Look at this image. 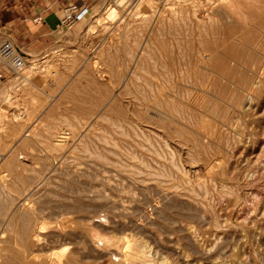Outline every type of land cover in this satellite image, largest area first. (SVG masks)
<instances>
[{
  "label": "rangeland",
  "instance_id": "1",
  "mask_svg": "<svg viewBox=\"0 0 264 264\" xmlns=\"http://www.w3.org/2000/svg\"><path fill=\"white\" fill-rule=\"evenodd\" d=\"M111 1L93 3L86 19L70 30L63 27L60 20V35L47 47L35 50L23 45L30 60L35 62V69L27 65L20 77L12 76L7 82H0V138L4 141L12 135L11 129L18 130L15 135L18 137L10 139L11 143L5 149L0 142V154L6 158L15 147L19 149L27 144L20 162L30 163L25 170H17L16 175H21L19 178L0 167V180L5 183V188H9V193H13L10 196L17 198L18 193L14 192L20 191L19 198L10 204L6 213L12 215L15 207L21 208L22 204L25 211L35 208L36 215L42 216L37 230H42L40 234L45 237L41 238L39 234L38 238L43 242L28 247L25 252L28 258L23 259L19 254L23 244L1 225L3 218L0 217V237L3 239V242L0 240L3 253L0 252V262L29 264L33 260L39 263L52 257L51 253L58 251V255H63L65 251L63 253L62 249H67L66 253L75 249L83 264H106V261L110 264L119 258L122 261L128 252L137 251L141 256V253H147L152 259L149 261L147 254L146 259L153 264L154 258L160 264H264V0H147L145 6L144 0L139 6L136 4L139 0H123L119 7ZM108 8H114V15L109 14ZM202 55L207 58L203 59ZM52 63L57 67L49 66ZM194 63L199 64L194 68ZM52 69L57 73L54 78ZM61 76L62 80H59ZM203 76L209 78L201 79ZM252 80L262 82V85L260 83L256 88L251 85ZM169 81L173 87L167 85ZM148 85L154 88L149 89ZM159 86L163 92L167 88L165 94L168 93L172 101H178L177 106H183V111H179L182 115L174 119V126L179 125L180 133L175 134L176 139L156 128L148 114L152 113ZM149 90H155L154 99ZM181 91L192 93H188L191 95L188 101V94ZM240 92L246 93H241L243 96L249 95L252 101L246 111L248 118L234 102L236 93L238 96ZM140 97H144L146 103L143 100L141 104ZM215 100H219L217 105ZM206 107L208 111L213 109L210 114ZM146 109L148 112H144ZM199 117L205 120L200 118L199 121ZM181 119L189 122L186 121V125ZM195 122L210 124L209 127L203 125L204 130ZM207 129L209 133L206 135L203 131ZM63 131H69L68 140L61 143V150L51 151L50 145ZM83 144H86L84 149ZM98 152L102 157L97 156ZM95 154L97 158L93 156ZM165 167L171 171L163 169ZM99 189L104 193L101 190L97 193ZM76 191L81 194H75ZM0 204L4 206V203ZM58 206H63L66 213ZM70 206H82L86 211L74 214L67 211ZM99 214L105 217H99ZM46 216L50 218L46 219ZM75 218H78L76 222L73 221ZM85 224H91L92 235H97L94 238L99 242L93 245L94 251L88 255H82L79 250L84 242L80 228ZM22 225L19 222L15 230H22ZM104 235L108 239H103ZM114 235L119 238L115 236L113 240ZM121 236L123 246L119 244ZM105 238L112 243L109 251L102 249ZM109 238L115 241V247ZM134 239L142 242L135 245ZM143 242L147 248L143 247ZM135 247L139 250L134 251ZM3 249H7L5 257ZM107 252L115 253L110 256ZM137 255L134 261H139L140 255Z\"/></svg>",
  "mask_w": 264,
  "mask_h": 264
},
{
  "label": "bare ground",
  "instance_id": "2",
  "mask_svg": "<svg viewBox=\"0 0 264 264\" xmlns=\"http://www.w3.org/2000/svg\"><path fill=\"white\" fill-rule=\"evenodd\" d=\"M143 0H139L138 1V3H136L137 5L140 3V2H142ZM122 2H123V0H112L111 1V3H113L115 6L117 5H119V4H122ZM126 2V1H125ZM147 0H144V5L143 6H145L146 4H147ZM139 6V5H138ZM142 6V5H141ZM119 7V6H118ZM121 7H122V5H121ZM224 8V7H223ZM235 8V7H234ZM139 9V8H138ZM225 9H227V8H225ZM108 10L110 11V13L109 14H113L114 15V13L113 12H115L114 11V8L112 9V8H108ZM108 10H107V12H108ZM106 12V11H105ZM116 14V13H115ZM137 14V13H136ZM232 14H233V12H232ZM232 14H230V15H232ZM233 16H235V15H233ZM234 19H235V17H234ZM96 22V21H95ZM94 22V23H95ZM227 23V22H226ZM204 27V26H203ZM229 29V28H228ZM149 34V33H148ZM235 37V36H234ZM146 39V38H145ZM260 40V39H259ZM145 42V41H144ZM163 43V42H162ZM146 44H147V42H146ZM201 44V43H200ZM141 45V44H140ZM143 45H144V43H143ZM142 45V46H143ZM139 46V45H138ZM141 46V47H142ZM162 46V45H161ZM139 48V47H138ZM137 48V50H139ZM161 49H162V47H160ZM142 49H143V47H142ZM163 50H164V48H163ZM141 51V50H140ZM144 51V50H143ZM198 51V50H197ZM202 52H203V50H201ZM136 53V52H135ZM138 53H139V51H138ZM199 53V56H200V52H198ZM212 53V52H211ZM217 53V52H216ZM135 55H137V53L135 54ZM134 55V56H135ZM140 55H141V52H140ZM204 55V54H203ZM202 55V56H203ZM133 56V55H132ZM131 56V57H132ZM138 56V55H137ZM136 56V57H137ZM195 56H196V54H195ZM211 56V55H210ZM262 56V55H261ZM130 57V58H131ZM140 57V56H139ZM197 57V56H196ZM206 57V56H205ZM205 57L203 56L202 58L203 59H205ZM258 57V56H257ZM198 58V57H197ZM201 58V57H200ZM207 58V57H206ZM222 58V57H221ZM220 58V59H221ZM224 58V57H223ZM87 59H88V57H87ZM86 59V60H87ZM132 59H135V57H132ZM193 59V58H192ZM258 59H261V58H258ZM53 60V59H52ZM83 60V59H82ZM162 60V59H161ZM198 60V59H197ZM199 60H201V59H199ZM224 60V59H223ZM53 61H55V60H53ZM85 61V60H84ZM132 61V60H131ZM141 61V60H140ZM173 61V60H172ZM196 61V60H195ZM204 61V60H203ZM209 61V60H208ZM87 62V61H86ZM135 62H137L136 60H135ZM85 63V62H84ZM89 63H90V61H89ZM143 63V62H142ZM175 62H171L170 64L171 65H173ZM33 64H35V62L33 63L32 62V60H30L29 59V63L27 64V65H31L30 66V68H34V65ZM58 64V63H57ZM86 64V63H85ZM132 64V63H131ZM138 64V63H137ZM195 64V63H194ZM199 64V63H198ZM197 64V65H198ZM202 64H203V66H204V64L205 63H203L202 62ZM213 64V63H212ZM219 64V63H218ZM227 64V63H226ZM48 65V64H47ZM89 65H91V63L89 64ZM130 65V64H129ZM175 65V64H174ZM193 65V64H192ZM191 65V66H192ZM196 64L193 66L194 68H195V66H197ZM207 65V64H206ZM220 65H222V64H220ZM49 66H51V67H53V68H56L57 67V65L55 64V63H52L51 65H49ZM82 66V65H81ZM155 66V65H154ZM214 66H216V65H214ZM134 67V66H133ZM174 67V66H173ZM221 67V66H220ZM219 67V68H220ZM168 68V67H167ZM199 68V67H198ZM215 68V67H214ZM35 69V68H34ZM34 69H32V70H34ZM48 69V68H47ZM168 69H170V65H169V68ZM174 69H176L175 67H174ZM231 69V68H230ZM42 70V69H41ZM53 70V69H52ZM51 70V71H52ZM130 70H131V68H130ZM130 70H128V71H130ZM177 70V69H176ZM175 70V72H177ZM193 70V69H192ZM53 71H55V73L54 72H51V74L53 75V78H54V75L55 74H57L56 73V69L55 70H53ZM85 71V70H84ZM161 71V70H160ZM166 71V70H165ZM188 71V70H187ZM191 71V70H190ZM218 71V70H217ZM34 72H36V71H34ZM58 72V71H57ZM82 72V71H81ZM132 72V71H131ZM140 72H143V71H140ZM162 72V71H161ZM163 72H164V69H163ZM50 73V72H49ZM133 73V72H132ZM136 73V72H135ZM165 73V72H164ZM194 73V72H193ZM222 73V72H221ZM225 73V72H224ZM58 74H61V73H58ZM80 74V73H79ZM137 74V73H136ZM142 74H144V73H142ZM165 74H167V73H165ZM197 75H198V73H196ZM207 74V73H206ZM157 75H159V74H157ZM168 75V74H167ZM166 75V76H167ZM170 75V74H169ZM175 75V74H174ZM186 75V74H185ZM185 75H184V78H185ZM202 75V74H201ZM47 76V75H46ZM56 76V75H55ZM58 77H59V75H57ZM79 76V75H78ZM162 76V75H161ZM171 77H173V75H170ZM169 76V77H170ZM179 76H180V79H181V75L179 74ZM187 76H188V74H187ZM193 76V75H192ZM19 77H20V75H19ZM32 77V76H31ZM157 77V76H156ZM156 77H155V79H156ZM163 77H165V76H163ZM162 77V79L163 80H165V78H163ZM189 77V76H188ZM29 78V77H28ZM167 78H168V76H167ZM200 78V77H199ZM205 77L203 76V78L201 77V79H204ZM207 79L209 78V76H207L206 77ZM205 78V79H206ZM211 78V77H210ZM151 79V78H150ZM159 79V78H158ZM170 78H168L167 80H169ZM171 79H173V78H171ZM176 79H177V77H176ZM186 79V78H185ZM185 79H183V77H182V80L184 81ZM198 79V78H197ZM200 79V80H201ZM216 79V78H215ZM218 79V78H217ZM250 79V78H249ZM248 79V80H249ZM21 80H24V77H22L21 76ZM58 80V79H57ZM59 80H62V76H61V79L59 78ZM124 80V79H123ZM160 80V79H159ZM159 80H158V82L157 83H159ZM174 80V79H173ZM179 80V79H178ZM182 80H180L181 82H182ZM187 80V79H186ZM185 80V81H186ZM200 80H199V82H200ZM231 80V79H230ZM162 80H160V82H161ZM171 81V80H170ZM170 81L168 82V84L167 85H169V83H170ZM191 81V80H190ZM189 81V82H190ZM207 81V80H206ZM213 81V80H212ZM215 81V80H214ZM232 81V80H231ZM173 82V81H172ZM193 82V81H192ZM191 82V83H192ZM195 82V81H194ZM65 83V82H64ZM68 83V82H67ZM91 83V82H90ZM143 83V82H142ZM145 83H146V80H145ZM162 83V82H161ZM175 83V82H174ZM215 83V82H214ZM260 83H261V85H262V82H259V81H255V80H252L251 81V85H254L256 88L258 87L259 88V86H260ZM66 84V83H65ZM125 84V83H124ZM147 84V83H146ZM149 84V83H148ZM172 84V83H171ZM176 84V83H175ZM174 84V85H175ZM67 85V84H66ZM65 85V86H66ZM118 85V84H117ZM151 85V84H150ZM150 85H148V86H150ZM159 85V84H158ZM162 85V84H161ZM164 85V84H163ZM195 86H196V84H194ZM219 85H221V84H219ZM140 86V85H139ZM148 86H146V87H148ZM157 86V85H156ZM166 86V85H165ZM170 86V85H169ZM172 86V85H171ZM170 86V87H171ZM189 86H191V85H189ZM200 86V85H199ZM203 87L202 88H204V85H202ZM229 86V85H228ZM128 87V86H127ZM137 87V86H136ZM140 87H142V86H140ZM151 87V86H150ZM149 87V89H153L152 87L150 88ZM168 87V86H167ZM173 87V86H172ZM177 87H178V85H177ZM206 87H207V85H206ZM227 87V86H226ZM230 87V86H229ZM143 88V87H142ZM169 88V87H168ZM212 88V87H211ZM220 88V87H219ZM98 89V88H97ZM134 89V88H133ZM157 89H158V87H157ZM163 89H164V87H163ZM166 90H165V92L167 91V88H165ZM189 89V88H188ZM187 89V90H188ZM193 89H194V87H193ZM200 89V88H199ZM209 89V88H208ZM213 89H214V87H213ZM156 90V89H155ZM155 90H153V91H155ZM175 90V89H174ZM189 90H191V89H189ZM203 90V89H202ZM225 90V89H224ZM140 91H142V90H140ZM145 91V90H144ZM153 91L152 90H149V92H151V93H153ZM157 91V90H156ZM164 91V90H163ZM162 91V87H160L159 86V89H158V91H157V96H155V100H154V102H153V105L154 106H152V113L150 114V113H148L151 117H150V120H153V121H151L152 122V124H154L155 126H157L156 128H160L159 130H161L162 131V133L164 132L165 134H167V135H173V139H176L178 136H176L177 135V133H179V125H178V129L174 126L175 125V122H174V119H175V117H176V119H178L177 117H178V115L180 114V113H182V111H183V106L182 107H179V106H177L179 103H177V105L175 104L176 102H178V101H175L174 102V100L172 101V99L170 98V95H168V93H166L165 94V92H163ZM168 91H170L171 93L173 92V91H171V90H168ZM208 90L206 89V92H207ZM220 91H222V89H220ZM137 92V91H136ZM148 92V93H149ZM181 92H185V91H181ZM190 92V91H189ZM188 92V93H189ZM118 93V92H117ZM138 93H140V92H138ZM143 93V92H142ZM147 93V94H148ZM175 93H177V92H175ZM185 93H187V92H185ZM187 93V94H188ZM242 92H240L239 93V95L237 96V93H236V101H234V99H232L234 102H235V104H236V107H238L240 110H242V113L243 114H245V116H246V111L248 110V108H249V103L250 102H252L251 101V99H250V97H248V96H243L242 94H246V93H242ZM44 94V93H43ZM104 94V93H103ZM111 94V93H110ZM147 94H146V96H147ZM154 94H156V93H153V99H154ZM172 94H174V93H172ZM181 94V93H180ZM186 94V95H187ZM189 94H192V93H189ZM188 94V99H187V101L189 100V97L191 96V95H189ZM195 94V93H194ZM218 94V93H217ZM240 94L242 95V96H240ZM140 95H141V93H140ZM139 95V96H140ZM174 95H176V94H174ZM185 95V94H184ZM186 95H185V97H186ZM203 94H201V96H202ZM206 95V94H205ZM223 95V94H222ZM225 95V94H224ZM232 95V94H231ZM258 95V94H257ZM107 96V95H106ZM144 96V95H143ZM150 96V95H149ZM183 96V95H182ZM201 96H199V98L201 97ZM142 97V96H141ZM140 97V98H141ZM181 97V96H180ZM185 97H182V98H185ZM193 97V96H192ZM196 97V96H195ZM194 97V98H195ZM219 97H221V96H219ZM218 97V98H219ZM137 98V97H136ZM181 98V99H182ZM197 98V97H196ZM198 98V99H199ZM207 98V97H206ZM218 98H216V99H218ZM51 99V98H50ZM139 99V98H138ZM153 99H152V101H153ZM204 99V98H203ZM210 98H208V100H209ZM52 100V99H51ZM144 100V102L146 101L145 100V98L143 97V99L141 98V104H142V101ZM151 100V99H150ZM149 100V101H150ZM191 100H192V98H191ZM205 100H207V99H204V101ZM53 101V100H52ZM137 101V100H136ZM139 101H140V99H139ZM216 101V100H215ZM214 101V102H215ZM116 102V101H115ZM202 101H200L199 103H201ZM209 102H211V101H209ZM213 102V103H214ZM218 102H219V100H218ZM217 101H216V104L215 105H217V103H218ZM146 103V102H145ZM152 102L150 101V105H152L151 104ZM194 103V102H193ZM206 103V102H205ZM204 103V104H205ZM233 103V102H232ZM203 104V105H204ZM207 105H208V103H206ZM118 105V104H117ZM182 104H180V106H181ZM193 105V104H192ZM195 105H196V102H195ZM206 105V106H207ZM116 106V104L114 105V107ZM145 106V105H144ZM185 106H187V105H185ZM210 106V105H209ZM219 106V105H218ZM133 107V106H132ZM148 107V106H147ZM205 107V106H204ZM208 107V106H207ZM205 108L206 110L208 109V108ZM213 107V106H212ZM220 107V106H219ZM218 107V108H219ZM106 108V107H105ZM122 108V107H121ZM120 108V109H121ZM130 108V107H129ZM142 108V107H141ZM182 108V109H181ZM185 108V107H184ZM211 108V107H210ZM143 109V108H142ZM150 109V108H149ZM188 109V108H187ZM202 109V108H201ZM212 109V108H211ZM180 110H182L181 112H179ZM185 111H186V109H184ZM213 110V109H212ZM211 110V111H212ZM250 110V109H249ZM132 111V110H131ZM147 111V109L146 110H144V112H146ZM210 111V110H209ZM209 111L207 110V112H208V114H210L209 113ZM210 111V112H211ZM148 112V111H147ZM198 112V111H197ZM204 112V111H203ZM215 112V111H214ZM240 112V111H239ZM249 112V111H248ZM142 113V112H141ZM186 113V112H185ZM184 114V113H183ZM206 114V113H205ZM248 114H250V113H248ZM99 115V114H98ZM122 115V114H121ZM129 115V114H128ZM135 115V114H134ZM133 115V116H134ZM136 115H137V113H136ZM147 115V114H146ZM180 115H182V114H180ZM187 115V114H186ZM198 115V114H197ZM201 115V114H200ZM199 115V116H200ZM143 116V115H142ZM191 116H193V114L191 115ZM195 116V115H194ZM202 116V115H201ZM231 116V115H230ZM239 116V115H238ZM135 117V116H134ZM134 117H133V119H134ZM136 117H138V115L136 116ZM147 117V116H146ZM180 117V116H179ZM186 116H184V118H185ZM203 117V116H202ZM202 117H199V121H200V118H201V120H202ZM247 117V116H246ZM96 118V117H95ZM94 118V119H95ZM152 118V119H151ZM183 118V119H184ZM190 118V117H189ZM194 118V117H193ZM196 118V117H195ZM248 118V117H247ZM143 119V118H142ZM146 119V118H145ZM149 120V121H150ZM186 120V119H185ZM191 120V119H190ZM203 120H205V118L203 119ZM202 120V121H203ZM206 120H209V119H206ZM88 121V120H87ZM108 121H110V120H108ZM180 121V120H179ZM181 121H183L182 119H181ZM186 121H188L189 122V120H186ZM185 121V122H186ZM86 122V121H85ZM145 122V121H144ZM184 122V121H183ZM182 122V123H183ZM184 122V124H186ZM187 122V123H188ZM91 123V122H90ZM180 123V122H179ZM178 123V124H179ZM196 123V122H195ZM194 123V124H195ZM208 123V122H207ZM239 123V122H238ZM126 124V123H125ZM196 124H199L200 126H202V128H203V125H205L206 124V122H204V124L203 125H201L200 124V122L199 123H196ZM209 124H210V122H209ZM208 124V125H209ZM90 125V124H89ZM173 125V126H172ZM187 125V124H186ZM190 125V124H189ZM199 125H197L196 127H198ZM207 125V124H206ZM207 125V126H208ZM239 125V124H238ZM22 125H20V127H21ZM85 126H86V124H85ZM87 126H88V124H87ZM153 126V125H152ZM177 126V125H176ZM254 126V125H253ZM66 127V126H65ZM70 127H71V125H70ZM82 127V126H81ZM137 127V126H136ZM193 127V125H191V128ZM195 127V126H194ZM193 127V128H194ZM206 127V126H205ZM209 127V126H208ZM19 128V127H18ZM22 128V127H21ZM56 128V127H55ZM88 128V127H87ZM20 129V128H19ZM71 129H73L72 127H71ZM183 128L181 127V129L180 130H182ZM195 129V128H194ZM204 129V128H203ZM202 129V130H203ZM66 130V129H65ZM83 130H84V128H83ZM190 130H192V129H190ZM197 130H198V128H197ZM199 130H200V128H199ZM205 130V129H204ZM213 130H214V128H213ZM218 130V129H217ZM233 130V129H232ZM61 131V130H60ZM185 131H187V130H185ZM207 131H208V129H207ZM205 132V131H203L205 134L206 133H209V131L208 132ZM215 131H216V129H215ZM241 131V130H240ZM18 132V130H17V128H13V129H11V136L9 135L8 137H6L5 138V140L3 141L1 138H0V142H1V145H2V148L3 149H5L10 143H11V140L13 139V137H15V135H16V133ZM69 132V131H68ZM68 132H66V131H63V133L62 134H57V136L56 135H54V136H56L55 138H56V140H54L55 141V143L54 144H52V145H50V147H49V149H52L51 151H53V150H61V148H62V142H64V140L65 139H67L68 140V136H69V133ZM182 132H184V131H182ZM190 135H191V133H190V131H187ZM186 132V133H187ZM194 132V131H193ZM199 132H201V130L199 131ZM210 132H211V130H210ZM58 133V132H57ZM185 133V134H186ZM188 133H187V135L185 136L186 137V139H188L187 137H188ZM202 133V132H201ZM72 134V133H71ZM134 134H136V133H134ZM176 134V135H175ZM180 134V133H179ZM181 134H183V133H181ZM221 134V133H220ZM72 135H74V134H72ZM127 135V134H126ZM164 135V134H163ZM184 135V134H183ZM183 135H180V136H183ZM189 135V136H190ZM207 135V134H206ZM214 135V134H213ZM53 136V135H52ZM53 136V137H54ZM95 136V135H94ZM165 136V135H164ZM174 136H176V137H174ZM179 136V137H180ZM200 136V135H199ZM208 136H210V135H208ZM219 136V135H218ZM2 137V136H1ZM16 137H18V136H16ZM15 137V138H16ZM23 137H28V138H30L28 135H24ZM34 137V136H33ZM144 137V136H143ZM171 137V136H170ZM184 137V136H183ZM191 137H193V136H191ZM21 138V137H20ZM35 138H37V136L35 137ZM54 138V139H55ZM159 138H160V136H159ZM161 138H162V135H161ZM164 138V137H163ZM167 138V137H166ZM195 138V137H194ZM11 139V140H10ZM31 139V138H30ZM103 139V138H102ZM178 139H180V138H178ZM182 139V138H181ZM180 139V140H181ZM191 141H192V139L191 138H189ZM196 139V138H195ZM194 139V140H195ZM218 139H220V137L218 138ZM2 140V141H1ZM14 140V139H13ZM20 140V139H19ZM162 140V139H161ZM161 140H160V142H161ZM189 140V141H190ZM236 140V139H235ZM79 141V140H78ZM85 141V140H84ZM164 142H165V140H163ZM177 141V140H176ZM186 141H188V140H186ZM188 141V142H189ZM18 142V141H17ZM30 142V141H29ZM164 142H162V143H164ZM178 143H179V141H177ZM176 142V143H177ZM194 143H195V141H193ZM65 143H66V141H65ZM85 143V142H84ZM113 143V142H112ZM167 143V142H166ZM166 143H164V144H166ZM181 143L183 144V142L181 141ZM191 144H192V142H190ZM193 143V144H194ZM218 143V142H217ZM67 144V143H66ZM82 144V143H81ZM135 144V143H134ZM187 144V143H186ZM86 145V144H85ZM84 144H83V149L84 148H86V147H84L85 146ZM88 145V144H87ZM137 145V144H136ZM28 145L27 144H24L23 145V147H21V148H19V149H17V147H15V150H12V151H10L9 152V154L6 156V158H5V155H1L0 154V156H1V158H0V161H1V163H0V167L2 166V168H4L5 170H9V174H13L14 175V177H16L17 175H16V172H17V170H25V168H27V166H30L29 164H24L23 162H20L21 161V159H23V157L22 156H20L22 153L23 154H25V150H26V147H27ZM82 146V145H81ZM1 147V146H0ZM165 147V146H164ZM166 147H167V145H166ZM165 147V148H166ZM185 147V146H184ZM199 148H201V147H203L204 148V146L202 145L201 147L200 146H198ZM206 147V146H205ZM64 148V147H63ZM142 148V147H141ZM145 148V147H144ZM17 149V150H16ZM213 149V148H212ZM220 150V149H219ZM97 151H99V150H97ZM171 151V150H170ZM202 151H204V150H202ZM81 152V151H80ZM94 152L95 151H93V154H94ZM28 153V152H27ZM92 153V152H91ZM158 153V152H157ZM29 154V153H28ZM99 152H98V155L97 156H99ZM103 154V153H102ZM170 154V153H169ZM101 155V154H100ZM2 156H4V157H2ZM30 156V155H29ZM94 157H96V154L95 155H93ZM104 156V155H103ZM101 157H102V155H101ZM97 158V157H96ZM165 159V158H164ZM95 160V159H94ZM144 162V161H143ZM169 162H171V161H169ZM155 163V162H154ZM84 166V165H83ZM166 166V165H165ZM163 167V166H162ZM53 169H55V168H53ZM64 169V168H63ZM65 169H67V168H65ZM136 169V168H135ZM163 169H166V167L165 168H163ZM162 169V171H165V170H163ZM68 170V169H67ZM118 170V169H117ZM168 170V167H167V169H166V171ZM27 171V170H26ZM65 171V170H64ZM69 171V170H68ZM165 171V172H166ZM169 171H171L170 169L168 170V172ZM50 172V171H49ZM168 172L165 174L164 172L162 173L163 175L165 174V175H167L168 174ZM20 173V172H19ZM22 173V172H21ZM63 173V172H62ZM68 173V172H67ZM160 173V172H159ZM159 173L157 174V175H159ZM38 174V173H37ZM161 174V173H160ZM161 174V175H162ZM65 175V174H64ZM69 175H70V173H69ZM68 175V176H69ZM161 175H159V176H161ZM170 176H172L171 175V173L169 174ZM238 175V174H237ZM236 175V176H237ZM243 175V174H242ZM67 176V177H68ZM18 178L19 177H21V175L19 176H17ZM161 177H163V176H161ZM235 177V176H234ZM249 177V176H248ZM18 178H16V179H18ZM28 178V177H27ZM164 178V177H163ZM167 178V177H166ZM169 178V177H168ZM167 178V179H168ZM238 178V177H237ZM14 179V178H13ZM15 179V180H16ZM35 179H36V177H35ZM169 179H171V178H169ZM175 179V178H174ZM31 181H32V179H30ZM34 180V179H33ZM237 180V179H236ZM20 181V180H19ZM142 181V180H141ZM168 182H169V180H168ZM187 182V181H186ZM202 182V181H201ZM21 184V183H20ZM30 184V183H29ZM38 184V183H37ZM36 184V185H37ZM40 184V183H39ZM248 184V183H247ZM23 185V184H22ZM25 185V184H24ZM24 185L22 186V187H24ZM34 185V184H33ZM88 185H89V183H88ZM104 185V184H103ZM13 186V185H12ZM15 186V185H14ZM13 186V187H14ZM29 185H27L26 187H28ZM32 186V185H31ZM167 187H168V185H166ZM249 187V186H248ZM15 188V187H14ZM13 188V189H14ZM71 188H72V186H71ZM70 188V189H71ZM9 188H5V183L3 184V182L0 180V202L1 203H4V206L3 205H1L0 204V217L1 218H3V221H2V226H4V227H6V228H8V229H6L8 232L10 231L12 234H13V236L17 239L18 238V240H19V242L21 243V244H23V250H22V252L21 253H19L20 254V256L24 259H26V255H25V252H26V250L28 249V247H30V246H32V248H33V245L35 244V243H39V241L40 242H43V241H41L38 237H40L41 236V232L40 231H42V230H40V231H38L37 230V226L40 224V222L42 221V220H40V218L42 217H38L37 215H36V213L37 212H34L35 210V208L33 209V210H31L30 208H28V210L27 211H25L23 208V206H24V204H22V207L21 208H19V207H15V210H13V213H12V215H10V214H7L6 213V211L8 210V208H9V206H10V204L12 205L16 200H17V198H19V196H18V194H19V192L18 191H15L14 193H18L17 195H15V196H17V198L16 197H13L12 195L10 196V193L11 194H13L12 192H10L9 193V190H8ZM17 190H19V188H16ZM26 189V188H25ZM30 188H28V190H29ZM85 189V188H84ZM98 189V188H97ZM101 189H103V188H101ZM101 189H99L98 191H97V193H100L99 191L101 190ZM126 189V188H125ZM15 190V189H14ZM14 190H12V191H14ZM23 190H24V188H23ZM22 190V191H23ZM105 190V189H104ZM127 190V189H126ZM125 190V191H126ZM230 190V189H229ZM25 191V190H24ZM33 191V190H32ZM71 191V190H70ZM74 191V190H73ZM124 190H123V192H125ZM82 193H83V191H81ZM101 192H103L102 190H101ZM119 192H122V190H120ZM230 192V191H229ZM25 193V192H24ZM81 194L80 193V191H76L75 192V194ZM88 194H90L89 192H87ZM95 193H96V191H95ZM104 193V192H103ZM126 194L128 195L129 193H127L126 192ZM131 194V193H130ZM2 195L3 196H5V197H3L2 198ZM32 195V194H31ZM74 195V194H73ZM97 195H99V194H97ZM132 195V194H131ZM241 195V194H240ZM23 196V195H22ZM90 196V195H89ZM102 196V195H101ZM103 196L105 197V196H107V195H104L103 194ZM129 196V195H128ZM29 197V196H28ZM32 197V196H31ZM64 197V196H63ZM83 197V196H82ZM88 197V196H87ZM94 197V196H93ZM186 197V196H185ZM66 199H69V198H67V197H65ZM74 198V197H73ZM100 198V197H99ZM103 198V197H102ZM108 198V197H107ZM111 198V197H110ZM158 198V197H157ZM31 199V198H30ZM103 199H105V198H103ZM102 199V200H103ZM187 199H189V198H187ZM234 199V198H233ZM72 200V199H71ZM70 200V201H71ZM99 200H101V199H99ZM46 201V200H45ZM64 201V200H63ZM68 201V200H67ZM113 201H115L116 202V200H113ZM29 202V201H28ZM50 202V201H49ZM107 202V201H106ZM121 202V201H120ZM142 202V201H141ZM75 203V202H74ZM44 204V203H43ZM46 204H47V202H46ZM79 204V203H78ZM82 204V203H81ZM81 204H79V205H81ZM104 204V203H103ZM107 204V203H106ZM106 204H105V206H106ZM110 204H111V202H110ZM145 204V203H144ZM147 204V203H146ZM209 204V203H208ZM77 205V204H76ZM39 206H41L40 204H39ZM44 206V205H43ZM86 206V205H85ZM84 206V207H85ZM91 206V205H90ZM90 206H89V208H90ZM101 206H103L102 205V203H101ZM103 207V208H106V207H109V205L108 206H106V207ZM12 207V206H11ZM59 207V206H58ZM60 207H63V206H60ZM59 207V208H60ZM88 207V206H87ZM98 207V206H97ZM97 207H95L94 209H97ZM100 207V206H99ZM172 207V206H171ZM64 208V207H63ZM86 208V207H85ZM36 209H39V207L38 208H36ZM87 209V208H86ZM106 209H108V208H106ZM60 210V209H59ZM64 210H65V208H64ZM68 210H71V213H74V214H80V213H82V212H84V211H86L82 206H70V208L69 209H67V211ZM100 210V209H99ZM45 211V210H44ZM61 211V210H60ZM101 211V210H100ZM98 212V213H101V212ZM120 211H121V209H120ZM161 211V210H160ZM92 212H93V208H92ZM96 212V211H95ZM124 212V211H123ZM122 212V213H123ZM212 212V211H211ZM65 213H66V210H65ZM110 213V212H109ZM118 213V212H117ZM121 213V214H122ZM136 213V212H135ZM139 213H141V212H139ZM199 213V212H198ZM61 214V213H60ZM108 214V213H107ZM163 214V213H162ZM39 215H40V213H39ZM90 216H91V211H90V214H89ZM103 215H104V213H103ZM103 215L101 216V214H99V217H103ZM70 216V215H69ZM76 216V215H75ZM81 216V218H83L82 217V215H80ZM110 216H112V215H110ZM184 216V215H183ZM53 217H54V215H53ZM94 217H97V215L96 216H94ZM105 217V216H104ZM103 217V218H104ZM127 217V216H126ZM45 218V217H44ZM43 218V219H44ZM48 218V216H46V219ZM49 218H50V216H49ZM48 218V219H49ZM73 218H74V216H73ZM87 218V217H86ZM89 218V217H88ZM92 218V217H91ZM90 218V219H91ZM54 219V218H53ZM84 219H85V217H84ZM106 219V218H105ZM104 219V220H105ZM45 220V219H44ZM71 219H69V221H70ZM75 220H78V218H75L73 221H75ZM86 220V219H85ZM89 220V219H88ZM116 220V219H115ZM134 220H136V219H134ZM58 221H59V219H58ZM87 221V220H86ZM102 221H103V219H102ZM105 221H107V220H105ZM21 223V224H23L22 226H23V228H22V230H15V229H17V228H15L16 226H17V224L18 223ZM53 222V221H52ZM76 222V221H75ZM82 222V221H81ZM55 223V222H54ZM84 223V222H83ZM107 223H109V222H107ZM45 224V226H47V224L48 223H44ZM112 224H114V223H112ZM146 224V223H145ZM49 225V224H48ZM51 225V224H50ZM55 225V224H54ZM87 224H85L84 226H82L81 228H80V235H82L83 236V238H84V242L80 245V249L79 248H77V250L79 249L80 251H81V253H82V255H88V253H90L91 251H94V249H93V245H97V240L94 238V237H96L97 235H96V232H95V235L96 236H94V235H92V232H91V228H90V226H91V224H88V226H86ZM117 225V224H116ZM60 226V225H59ZM41 227H43V225L41 226ZM70 227V226H69ZM100 227H102L101 225H100ZM124 227V226H123ZM56 228V227H55ZM78 228V227H77ZM10 229V230H9ZM52 229V228H51ZM58 229V228H57ZM5 230V231H6ZM98 230V229H97ZM135 230V229H134ZM138 230V229H137ZM4 232V230H1V232ZM6 231V232H7ZM64 231V230H63ZM99 231V230H98ZM126 231V230H125ZM2 232V233H3ZM9 232V233H10ZM43 232V231H42ZM67 232V231H66ZM10 233V234H11ZM123 233V232H122ZM39 234H40V236H39ZM69 234V233H68ZM147 234V233H146ZM1 235V234H0ZM44 235V234H43ZM47 235V234H46ZM54 236V235H53ZM52 236V237H53ZM66 237H68L67 235H65ZM116 235H114L113 237H111V238H113V240H114V237H115ZM125 236V238L127 237L126 235H124ZM130 236V235H129ZM132 237H133V235H131ZM192 236V235H191ZM7 237V236H6ZM44 237V236H43ZM42 236H41V238H43ZM50 237V236H49ZM49 237H47V238H49ZM55 237V236H54ZM53 237V238H54ZM56 237H58L57 236V234H56ZM79 237V236H78ZM98 237V236H97ZM104 237H106L105 235L104 236H102V238L104 239ZM117 237V236H116ZM115 237V238H116ZM45 238V237H44ZM69 238V237H68ZM107 239H108V236L106 237ZM105 238V240H104V242L102 241V243H101V241H100V243L103 245V248L102 249H107L108 250V248H110V244H112V243H108V241H107V239ZM111 238H109L110 240H111ZM117 238H119V236L117 237ZM122 236H121V239L119 240V239H116L117 240V242H118V240H119V244H120V246H123L124 244H122L121 242H123V240H122ZM130 238V237H129ZM6 239H9V238H6ZM5 238H4V240H6ZM70 239V238H69ZM76 239V238H75ZM79 239V238H78ZM139 239V238H138ZM0 240L3 242V239H1V237H0ZM14 240V239H13ZM17 240V241H18ZM43 240H47V239H43ZM49 240V242H50V239H48ZM59 240V239H58ZM68 240V239H67ZM77 240V239H76ZM100 240V239H99ZM127 240V239H126ZM0 241V242H1ZM15 241V240H14ZM60 241V240H59ZM65 241V240H64ZM72 241V240H71ZM96 241V242H95ZM109 244V246H108V244L106 243V242ZM112 241V240H111ZM121 241V242H120ZM133 241V240H132ZM134 241H136V239H134ZM133 241V242H134ZM45 242V241H44ZM113 242V241H112ZM116 242V243H117ZM133 242H131V244L133 243ZM137 242L138 243H141L140 241H136V243H135V245L137 244ZM191 242V241H190ZM16 243V242H15ZM53 243H54V241H53ZM67 243V242H66ZM69 243V242H68ZM71 243V242H70ZM70 243H69V245H70ZM99 243V242H98ZM124 243V242H123ZM144 244H145V242H143ZM143 243H142V246H143ZM19 244V243H18ZM41 244H43V243H41ZM50 244H51V242H50ZM56 244V243H55ZM60 244V243H59ZM58 244V245H59ZM76 244V243H75ZM122 244V245H121ZM130 244V243H129ZM15 245V244H14ZM52 245V244H51ZM65 245V244H64ZM72 245V244H71ZM74 245V244H73ZM100 245V244H99ZM98 245V246H99ZM114 245H116L115 244V241L113 242V247H115ZM117 245H118V243H117ZM133 245V246H132ZM132 245H130V246H132V248L131 249H133V247H134V244H132ZM139 245V244H138ZM22 246V245H21ZM37 246V245H36ZM40 246V245H39ZM57 246V245H56ZM62 246V245H61ZM77 246V245H76ZM101 246V245H100ZM119 246V245H118ZM118 246H116V250H117V248H118ZM119 246V247H120ZM127 246V245H126ZM130 246L129 247H127V248H130ZM141 246V245H140ZM140 246H137V247H140ZM148 246V245H147ZM147 246H146V244H145V246H143V247H146L147 248ZM150 246V245H149ZM65 247V246H64ZM96 247V246H95ZM137 247H135L134 248V251H137ZM58 248H59V246H58ZM63 248V247H62ZM62 248H59V249H62ZM70 248V247H69ZM68 248V249H69ZM101 248V247H100ZM99 248V249H100ZM111 248H112V246H111ZM123 248V247H122ZM125 248V247H124ZM145 248V250H147ZM150 248V247H149ZM70 249H72V247L70 248ZM101 249V250H102ZM141 249H142V247H141ZM141 249H140V251H141ZM4 250V249H3ZM2 250V251H3ZM7 250V249H6ZM6 250H4V252L6 251ZM10 251H11V249H9ZM46 250V249H45ZM44 250V251H45ZM50 250V249H49ZM48 250V251H49ZM56 250H58L57 248H56ZM56 250H55V252H56ZM67 250V249H66ZM66 250L64 249H62V251H63V253H64V251H65V254H60V255H58V251L54 254V253H51L52 255V257H50V258H48V259H46V260H42V262H39V263H35L33 260H31L30 261V263L29 264H83L82 262H81V260L78 258V256L76 255V250L75 249H73L72 251H69V252H67L66 253ZM119 250H121V249H119ZM127 250V249H126ZM139 250V249H138ZM151 250V249H150ZM34 250H32L31 252H33ZM40 251H42V249H40ZM51 251H53L54 252V250H51ZM109 251V250H108ZM115 251V250H114ZM118 251V250H117ZM122 251H123V249H122ZM130 251H132V250H130ZM142 251H144V249L142 250ZM141 251V252H142ZM201 251V250H200ZM1 252V251H0ZM16 252V251H15ZM35 252H39V251H35ZM61 251L59 250V253H60ZM78 252V251H77ZM149 252V251H148ZM151 252V251H150ZM208 252V251H207ZM2 253V252H1ZM12 253V252H11ZM40 253V252H39ZM42 253H44L43 251H42ZM46 253V252H45ZM112 253L113 252H107V254L108 255H112ZM115 253V252H114ZM113 253V254H114ZM118 253H121V252H119L118 251ZM118 253H116V254H118ZM3 254V253H2ZM16 254V253H15ZM47 254H48V252H47ZM99 254V253H98ZM135 254H138L137 256H139L140 254H139V251H137V253H133V252H128L125 256H124V254H122L123 256H124V258H122L121 260L122 261H120V258H119V261H117V262H109L110 264H136L135 262H139L138 264H141L140 262H143V263H146L147 262V264L149 263L148 262V254H147V259H146V254H143V253H141L142 254V256L140 255V257H139V261H137V260H135L134 261V259H136L135 258ZM156 254V253H155ZM5 255H6V252L4 253V257H5ZM9 255V254H8ZM39 255V254H38ZM119 255V254H118ZM153 255V254H152ZM12 256V255H11ZM17 256V255H16ZM26 256V257H25ZM113 256V255H112ZM115 256V255H114ZM136 256V257H137ZM156 256V255H155ZM2 257V256H1ZM20 257V258H21ZM86 257V256H85ZM96 257V256H95ZM117 257H119V256H117ZM162 257V256H161ZM3 258V257H2ZM13 258H15V257H13ZM20 258H19V260H20ZM28 258V257H27ZM36 258V257H35ZM41 258V257H40ZM39 258V259H40ZM83 258V257H82ZM98 258V257H97ZM105 258V257H104ZM151 258V257H150ZM150 258H149V261H150ZM6 259V258H5ZM4 259V260H5ZM10 259H12V258H10ZM17 259V258H16ZM37 259V258H36ZM95 259V258H94ZM99 260L101 259V258H98ZM111 259V258H110ZM117 260H118V258H116ZM152 259V258H151ZM35 260V259H34ZM95 260H97V259H95ZM111 260H113V259H111ZM157 260V259H156ZM156 260H155V258H154V260H153V262L155 263V264H158V263H156ZM18 261V260H17ZM26 261V260H25ZM37 261V260H36ZM85 261V260H84ZM98 261V260H97ZM106 261V260H105ZM115 261V260H114ZM152 261V260H151ZM164 261V260H163ZM199 261V260H198ZM240 261V260H239ZM8 262V261H7ZM231 262V261H230ZM12 263V262H11ZM20 263V262H19ZM21 263H23V262H21ZM26 263V262H25ZM25 263H23V264H25ZM96 263V262H95ZM97 263H99V262H97ZM102 263V262H101ZM106 264H107V261L105 262ZM142 263V264H143ZM166 263V262H165ZM0 264H5V262L4 263H2V262H0ZM85 264V263H84ZM149 264H153V263H149ZM160 264V263H159ZM199 264V263H198Z\"/></svg>",
  "mask_w": 264,
  "mask_h": 264
},
{
  "label": "crops",
  "instance_id": "3",
  "mask_svg": "<svg viewBox=\"0 0 264 264\" xmlns=\"http://www.w3.org/2000/svg\"><path fill=\"white\" fill-rule=\"evenodd\" d=\"M81 0H0V33L20 47L43 49L60 35L62 10L67 4L79 6ZM61 12V16L58 13ZM38 18L39 21L33 20Z\"/></svg>",
  "mask_w": 264,
  "mask_h": 264
},
{
  "label": "built area",
  "instance_id": "4",
  "mask_svg": "<svg viewBox=\"0 0 264 264\" xmlns=\"http://www.w3.org/2000/svg\"><path fill=\"white\" fill-rule=\"evenodd\" d=\"M32 3L33 0H19ZM98 0H81L79 6L67 4L62 10L61 25L70 30L75 24L86 19L91 6ZM39 21L38 18L33 20ZM30 55L11 38L0 33V82H7L10 77L19 76L29 63Z\"/></svg>",
  "mask_w": 264,
  "mask_h": 264
}]
</instances>
